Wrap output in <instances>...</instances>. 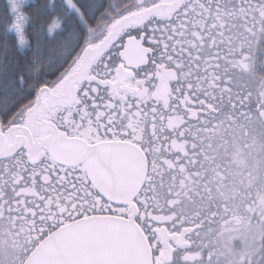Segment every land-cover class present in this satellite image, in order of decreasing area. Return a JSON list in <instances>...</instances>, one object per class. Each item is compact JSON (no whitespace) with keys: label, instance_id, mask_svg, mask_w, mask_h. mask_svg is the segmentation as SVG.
<instances>
[{"label":"snow or ice","instance_id":"snow-or-ice-1","mask_svg":"<svg viewBox=\"0 0 264 264\" xmlns=\"http://www.w3.org/2000/svg\"><path fill=\"white\" fill-rule=\"evenodd\" d=\"M264 0H0V264H264Z\"/></svg>","mask_w":264,"mask_h":264},{"label":"flooded vegetation","instance_id":"flooded-vegetation-1","mask_svg":"<svg viewBox=\"0 0 264 264\" xmlns=\"http://www.w3.org/2000/svg\"><path fill=\"white\" fill-rule=\"evenodd\" d=\"M262 71H264V69H261Z\"/></svg>","mask_w":264,"mask_h":264}]
</instances>
